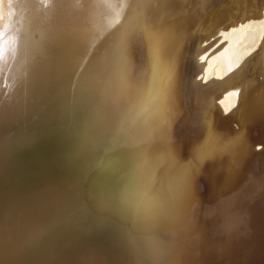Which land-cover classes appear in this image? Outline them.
<instances>
[{"label": "bare ground", "instance_id": "obj_1", "mask_svg": "<svg viewBox=\"0 0 264 264\" xmlns=\"http://www.w3.org/2000/svg\"><path fill=\"white\" fill-rule=\"evenodd\" d=\"M47 5L53 28L69 30L43 72L0 95V211L11 218L33 204L50 224L32 238L36 222L24 219L31 256L1 228L0 264H186L208 240L196 226V187L236 198L264 176V0ZM10 35L1 30L0 40ZM72 118L68 128L54 122ZM81 132L93 145L83 147L87 161L53 154L61 136L69 147ZM9 185L17 189L3 191ZM258 209L262 227L242 236L237 260L208 251L205 264H264V200Z\"/></svg>", "mask_w": 264, "mask_h": 264}, {"label": "rangeland", "instance_id": "obj_2", "mask_svg": "<svg viewBox=\"0 0 264 264\" xmlns=\"http://www.w3.org/2000/svg\"><path fill=\"white\" fill-rule=\"evenodd\" d=\"M25 1L28 2L26 3ZM49 2L50 0H3V5L1 6L0 4V7H2L0 8V32L1 30L7 29L12 34L9 37H6V39L4 38L5 42H3V38L2 40H0L2 43L0 44V85H4V88L1 89V96H8L6 94H9V96L12 97L13 91L21 78L22 80L28 79L35 74L43 72V70L51 63L54 57V50L51 44L55 42V40H57L60 35L66 33L69 30V25L60 30L53 28L54 26L52 24L55 15L53 16L51 14V12L53 11L52 8L48 10L46 7L48 6L47 4ZM8 14L10 15L8 16ZM194 41L195 43L193 46V51L195 49L197 39L194 38ZM191 48L192 47L190 46L189 51ZM34 55L39 56L33 61H30V58ZM141 62L139 61V63H137L134 69V74ZM184 64L189 65L188 72L193 73L192 62L189 60H185L184 62L183 60V66ZM50 72L52 75V79L57 82V79L61 77V69H56L55 66L54 69ZM187 82L188 78L185 82L186 86H188ZM31 86L32 85L26 86V89L22 90V92L29 91L31 89ZM58 97H60V94ZM12 100H15V98H13ZM19 102L17 104H14L15 107L18 106L19 108L21 106V102ZM12 109L13 108H11V106H9L8 109L5 108V111L9 110L5 115L7 116L5 119L9 118L8 116ZM81 115L83 114L79 113L78 116L76 115L78 117V120L81 119ZM78 120L76 121L75 118H72L70 122H75V124L69 123L67 127L65 125H62L60 121L54 122L56 124L58 123V126L61 125L62 128H68L70 127V125L78 124ZM81 135L82 139H79L75 144H69V147L64 143L65 141H63L65 136H61L60 140H57L55 142L53 154L61 158H69L83 155L84 152L88 153L85 150H87L89 144L84 141L82 132ZM80 143H84L86 146ZM92 146L89 147L91 149V153L94 152ZM83 147H85V150H83ZM89 148L88 151L89 154H91ZM86 153L83 155L84 158L86 155L87 158L89 156ZM85 160L87 161L86 158ZM202 168H204L203 164ZM238 177V175L235 176V178ZM228 180L229 179H227V181ZM203 181H205L206 183L205 179ZM15 186L16 185H9L8 187H5L3 191H8L10 189L14 191L17 189ZM204 186L203 188L205 190L203 189V191L200 190V187L198 189L196 187L195 189V200L196 203L199 204V217L196 220V226H198V222L202 223V227H198L203 231V235L206 233V237L208 238V240L205 242H201L197 257H193V255H191L190 260L185 259L184 261L186 262V264H205L208 251H217V253H219L222 258H226L229 261L233 262L237 260L241 250L246 248V246L240 242L242 236L246 233L248 234V239H251L253 237L256 238L257 234L260 231V228L262 227L263 221L259 220L258 217V214L260 216L258 205L264 199L259 204L258 202L264 194V176L259 182H257V184L255 185V189L250 194H242L236 198L233 195L230 196V194L211 195L209 185L206 183ZM250 187L251 186L248 185L247 189H249ZM26 207L31 210L26 211ZM60 212L61 211H58V214ZM207 212H209L210 214L207 219H214L213 225L212 222H209L208 220L206 221V226L203 223L202 216ZM195 213L196 210L194 209V214ZM9 215L11 218H8L6 213L4 214L2 210L0 211V229L3 227L9 228L12 232L13 238L15 239V244L17 245L18 250H26V255L31 256L34 248L32 242H30L29 239H26L24 235V233H27V229H24L23 221L24 219L30 217L35 220L36 223L34 225L32 224L33 226L31 225L33 231H30V233L28 231L30 237L37 231V235H33V238L35 236L43 234L46 230L45 226L47 224H50V221L47 220V214L43 215L42 217L38 216L37 206L28 204L24 205V207L20 205L18 211L15 210L14 213L12 210ZM15 216L16 220L14 218ZM38 222H40L41 225H38ZM44 223L47 224L45 225ZM43 224L45 226H43ZM207 225H209V228L207 227ZM42 229L43 231H41ZM176 236L183 239L182 233L178 231L176 233ZM212 236L213 238L211 239ZM195 241L197 242L198 240L194 238L190 242ZM257 248V246H254L251 248V250ZM186 250H188V248H186L184 252ZM184 255L186 257V253ZM181 260L182 255L180 256V261ZM237 263H239V261H237ZM242 264H246L245 258L244 263Z\"/></svg>", "mask_w": 264, "mask_h": 264}]
</instances>
